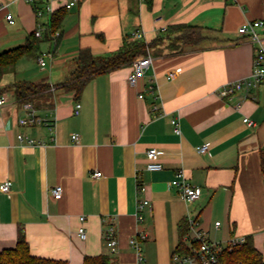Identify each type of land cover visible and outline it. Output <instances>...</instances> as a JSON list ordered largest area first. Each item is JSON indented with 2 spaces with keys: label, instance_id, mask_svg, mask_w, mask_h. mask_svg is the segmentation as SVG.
<instances>
[{
  "label": "crops",
  "instance_id": "obj_1",
  "mask_svg": "<svg viewBox=\"0 0 264 264\" xmlns=\"http://www.w3.org/2000/svg\"><path fill=\"white\" fill-rule=\"evenodd\" d=\"M68 1L54 0L52 6L63 8ZM66 9L57 37H49L43 0H0V51L23 44L40 25L39 50L52 53L44 66L37 62L40 51L21 57L0 80V183L11 181L9 195L0 191V250L15 246L22 230L35 256L82 264L85 256L102 254L113 264H136L129 238L138 236L145 264H170L179 223L193 219L210 241L251 236L264 256V80L230 97L216 94L250 74L253 44L238 28L248 20L264 22V0H152L150 7L144 0H77ZM177 23L206 28L215 39L202 49L180 45L169 51L166 39L151 46L153 64L135 86L128 83L131 64L92 77L78 97L56 86L75 68L80 49L115 52L135 29L151 43L160 28ZM259 32L264 38V24ZM41 80L55 85L45 104L28 101L41 122L21 125L27 101L16 98L13 84ZM155 105L163 116H154ZM174 116L180 134L172 130ZM204 142L208 150L199 153ZM149 147L161 153L160 170L146 169ZM178 169L201 189L199 199L186 202L170 183ZM95 170L99 177L91 175ZM138 182L145 186L141 195ZM59 184L62 194L54 198L49 189ZM140 197L149 206L138 221ZM80 225L84 239L77 233ZM110 225L114 252L104 237ZM192 233L189 224L183 238Z\"/></svg>",
  "mask_w": 264,
  "mask_h": 264
},
{
  "label": "trees",
  "instance_id": "obj_2",
  "mask_svg": "<svg viewBox=\"0 0 264 264\" xmlns=\"http://www.w3.org/2000/svg\"><path fill=\"white\" fill-rule=\"evenodd\" d=\"M150 7L152 0H144ZM66 8L55 9L50 15L48 30L46 36H54V33L60 28ZM206 28L187 25L185 23L171 24L151 43L143 40H128L127 36L119 50L105 55H95L90 49H80L75 58V68L69 76L56 86H60L66 91H72L76 97L79 96L86 83L92 77L103 72L113 70L124 65H130L133 60L147 54V49L151 46L162 42L164 39L169 40L172 51L181 50L180 45H189L193 48L202 49L209 43L208 40L215 38L209 36ZM40 40L34 35V32L28 35L23 44L14 48L0 51V80L6 70L13 67L18 60L26 55L39 52ZM180 46V47H179ZM179 49V50H178ZM14 92L17 99L21 101L46 100L51 97L50 83L46 80L38 82L20 81L13 84ZM55 86V85H54ZM1 92V88H0ZM260 164L264 168V147L260 150ZM189 223V222H188ZM186 219L179 223V239L173 252L186 254L190 247L184 241V235L189 230V224ZM245 241L233 246L231 249L225 248L219 252L217 260L219 264H264L263 254L255 247L252 237L246 236ZM0 264H68L67 260L53 259L35 256L30 252L29 244L25 234L19 230L15 246L0 250ZM82 264H113L110 263L106 255H87L83 258Z\"/></svg>",
  "mask_w": 264,
  "mask_h": 264
},
{
  "label": "built area",
  "instance_id": "obj_3",
  "mask_svg": "<svg viewBox=\"0 0 264 264\" xmlns=\"http://www.w3.org/2000/svg\"><path fill=\"white\" fill-rule=\"evenodd\" d=\"M27 3H35L38 0H22ZM45 2V8L48 14H52L54 8L52 3L54 0H43ZM57 1V0H55ZM77 0H69L67 3L64 4V7L69 8L75 5ZM35 14L37 17L42 15V10L40 8L35 9ZM6 19L12 23V15L6 14ZM157 18L156 20H158ZM264 24L263 20L255 19V20H248L243 23L238 28V33L241 35H246L249 37L250 41L253 44V60H252V68L251 72L248 76L239 78L237 80L228 82L223 86L219 87L216 90V94L222 98L230 97L236 92L241 90H248L250 88L258 86L264 80V38L259 32V28L262 27ZM166 27L160 28V31H164ZM58 33L55 32L54 36ZM34 35L38 38L42 37V28L40 25L34 30ZM144 37V33L141 29H135L130 32L127 36V39L130 40H142ZM52 53L50 51H40L37 55V62L40 66H44L46 64V59L50 58ZM153 64V57L151 56L149 50L147 49V54L141 57L136 58L131 63V72L128 75V83L131 86H135L137 80L140 76H142L145 70ZM175 73L169 72L168 77L170 79L174 78ZM54 85L50 84V89H53ZM153 91V87H151ZM139 97H142V94H139ZM4 102V98L0 97V104ZM25 114L23 117L19 118V123L21 125H32L35 123L41 122V118L35 113V109L29 102H24L22 104ZM80 107V103L76 104L75 113L78 112ZM154 110H157V113L154 115L155 117L163 116L164 113L160 110L158 111L159 107L157 105L154 106ZM172 130L175 134H180V124L178 117L174 116L170 119ZM243 122L248 125H253L254 122L247 117L243 118ZM53 127L52 125L49 128ZM24 138L23 134H18L17 139L22 141ZM71 138L73 140L77 139L76 134H72ZM28 143H33L32 139H27ZM196 150L199 153H205L208 150V143L204 142L197 146ZM160 151L155 147H149L146 150V169L149 171H157L162 168V163L160 162ZM93 177H99L101 172L99 170H95L91 173ZM170 183L177 187L179 193L181 194L182 198L186 202H193L199 199L201 195V189L199 187L193 186L187 182L186 177L182 169H178L175 171L174 177L170 180ZM145 190V186L138 182L137 184V194L141 195ZM0 191L5 194H10L11 191V181L5 180L0 183ZM50 194L54 198H59L62 194L63 188L62 186L56 185L49 189ZM149 206V201L145 197H140L137 202V213L136 217L138 221L142 220L141 210L144 206ZM85 217L83 215L79 216V220L83 222ZM190 229L192 230L191 236H185L184 241L189 245L190 250L186 254H178L173 252L170 258V264H219L217 257L219 252L223 249L228 248L231 249L233 246L240 245L245 241V236H231L226 242H214L210 241L206 238L204 233L197 229L196 221L193 219H189ZM218 224V222H216ZM113 226H108L105 229L104 237L106 240V245L110 249L111 252H114L117 247V241L113 237ZM77 233L80 238L84 239L86 237V229L84 225H80L77 228ZM141 238H144L145 235H140ZM129 244L134 248L136 253V264H145V259L142 252V247L140 244V240L138 236H132L129 238Z\"/></svg>",
  "mask_w": 264,
  "mask_h": 264
},
{
  "label": "rangeland",
  "instance_id": "obj_4",
  "mask_svg": "<svg viewBox=\"0 0 264 264\" xmlns=\"http://www.w3.org/2000/svg\"><path fill=\"white\" fill-rule=\"evenodd\" d=\"M166 46V48L169 50V51H172V47L169 45V44H167V45H165ZM149 51H150V49H148ZM48 59H46V61H47ZM219 223V222H218Z\"/></svg>",
  "mask_w": 264,
  "mask_h": 264
}]
</instances>
